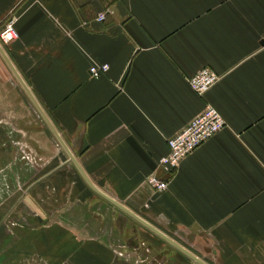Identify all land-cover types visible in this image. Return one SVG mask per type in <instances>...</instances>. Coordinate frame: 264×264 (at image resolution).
<instances>
[{
    "label": "crops",
    "instance_id": "1",
    "mask_svg": "<svg viewBox=\"0 0 264 264\" xmlns=\"http://www.w3.org/2000/svg\"><path fill=\"white\" fill-rule=\"evenodd\" d=\"M11 15L0 264H264V0H0V29ZM208 103L226 126L156 191Z\"/></svg>",
    "mask_w": 264,
    "mask_h": 264
},
{
    "label": "built area",
    "instance_id": "2",
    "mask_svg": "<svg viewBox=\"0 0 264 264\" xmlns=\"http://www.w3.org/2000/svg\"><path fill=\"white\" fill-rule=\"evenodd\" d=\"M101 14L99 20H104ZM16 18L11 15L0 29V40L2 44L8 45L18 38L15 27ZM109 71V65L92 64L89 72L92 78H99ZM221 76L210 67H203L188 78L191 88L201 97L220 80ZM219 110L212 104H206L202 113L195 116L177 134L168 139L169 152L159 161V173L149 176L147 182L158 192L168 189L169 180L174 172L180 167L181 161L192 154L205 141L211 139L215 134L226 126V120Z\"/></svg>",
    "mask_w": 264,
    "mask_h": 264
},
{
    "label": "water",
    "instance_id": "3",
    "mask_svg": "<svg viewBox=\"0 0 264 264\" xmlns=\"http://www.w3.org/2000/svg\"><path fill=\"white\" fill-rule=\"evenodd\" d=\"M47 121H48V119H47ZM49 122V121H48ZM50 123V122H49ZM55 132H56V130H55ZM56 134H57V132H56ZM58 135V134H57ZM59 137V136H58ZM59 139L61 140V142H62V144H64V142L62 141V139L59 137ZM65 145V144H64ZM74 162L79 166V164L77 163V161L74 159Z\"/></svg>",
    "mask_w": 264,
    "mask_h": 264
}]
</instances>
